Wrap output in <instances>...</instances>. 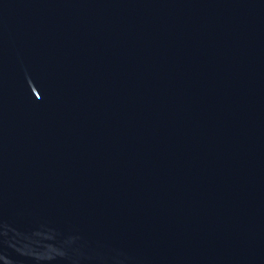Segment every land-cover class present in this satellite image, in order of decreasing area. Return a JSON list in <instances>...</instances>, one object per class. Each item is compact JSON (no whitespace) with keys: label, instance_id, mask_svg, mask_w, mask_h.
Wrapping results in <instances>:
<instances>
[{"label":"water","instance_id":"obj_1","mask_svg":"<svg viewBox=\"0 0 264 264\" xmlns=\"http://www.w3.org/2000/svg\"><path fill=\"white\" fill-rule=\"evenodd\" d=\"M0 264H264V0H0Z\"/></svg>","mask_w":264,"mask_h":264}]
</instances>
